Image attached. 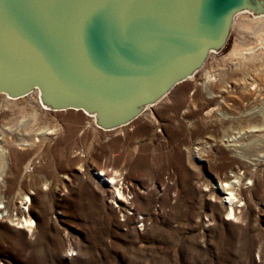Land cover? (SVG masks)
Returning a JSON list of instances; mask_svg holds the SVG:
<instances>
[{
	"label": "rangeland",
	"instance_id": "obj_1",
	"mask_svg": "<svg viewBox=\"0 0 264 264\" xmlns=\"http://www.w3.org/2000/svg\"><path fill=\"white\" fill-rule=\"evenodd\" d=\"M253 17L238 15L194 76L115 129L43 109L35 92L0 94V264H264V36L241 27ZM241 116L251 128L227 123ZM98 170L117 171L125 206ZM234 173L243 192L226 219L215 185ZM24 195L30 230L15 220Z\"/></svg>",
	"mask_w": 264,
	"mask_h": 264
},
{
	"label": "water",
	"instance_id": "obj_2",
	"mask_svg": "<svg viewBox=\"0 0 264 264\" xmlns=\"http://www.w3.org/2000/svg\"><path fill=\"white\" fill-rule=\"evenodd\" d=\"M264 0H0V94L126 125L220 51Z\"/></svg>",
	"mask_w": 264,
	"mask_h": 264
},
{
	"label": "bare ground",
	"instance_id": "obj_3",
	"mask_svg": "<svg viewBox=\"0 0 264 264\" xmlns=\"http://www.w3.org/2000/svg\"><path fill=\"white\" fill-rule=\"evenodd\" d=\"M245 13H250L249 11H242L239 12L238 14H236L234 21L237 19L238 15L243 16ZM248 24H245L243 26H241L242 28L245 29H250L253 30L254 32H261V34L264 36V15H258V16H254L253 19L245 21ZM236 23V22H235ZM234 23V24H235ZM238 23V22H237ZM236 23V24H237ZM240 27V28H241ZM241 30V29H240ZM243 32V30L241 31ZM240 32V33H241ZM246 32V31H244ZM251 32V31H250ZM253 32V33H254ZM245 34V33H244ZM258 34V33H257ZM261 35V36H262ZM263 40V39H262ZM262 42V41H261ZM242 43V42H241ZM246 44V43H245ZM241 49V48H240ZM245 49V48H244ZM241 51V50H240ZM213 53V52H211ZM236 53V52H235ZM243 57H247L249 59H255L256 58V54L254 52H248L246 54L242 55ZM248 61V60H247ZM243 63V62H242ZM33 92H35L36 94V101L39 103V105L46 110H51L50 108H48L47 106H45L44 104L41 103L40 98H39V92L37 90H34ZM32 93V92H31ZM30 93V94H31ZM6 95V94H4ZM29 95V94H28ZM6 97L8 99L11 100H17L19 98H10L9 96L6 95ZM21 98V97H20ZM149 107V106H148ZM69 110V109H67ZM72 110H76V111H82V110H77V109H72ZM55 111V110H54ZM58 111V110H57ZM59 111H63V110H59ZM65 111V110H64ZM84 114L88 115L91 117V120L93 122L94 125L95 124V117L92 114H89L85 111H82ZM259 113L261 114V118L264 117V106H262L259 109ZM255 116V115H254ZM260 120L259 118L256 119L255 121ZM254 121V120H253ZM227 123H230L231 125H242V124H247L249 127L251 126L252 122L250 118H245V117H237V118H232L227 120ZM260 124V123H259ZM97 126V125H96ZM95 126V127H96ZM247 126V127H248ZM244 127V125H243ZM255 127V125H254ZM253 127V129H254ZM98 128V126H97ZM251 128V127H250ZM257 129V128H256ZM252 130V129H250ZM249 130V131H250ZM117 171L114 172H108V171H103V170H98L96 171V173H98V175L102 176L103 180L106 181V184L108 187H110L113 191V196L112 198L114 199L115 202H117L119 204V206H125V201H126V193H128V189L127 187H119V180L121 179V177H119L120 179L117 181V176H119L117 173ZM120 173V172H119ZM244 173V172H243ZM121 174V173H120ZM233 180H226L224 182H219L216 183L215 187L217 189H223L226 191L225 197H224V204H226V213L228 215V218L231 217V219L237 218V202H239V195H241V193L243 192V188H242V176L239 175V173H234L233 176ZM122 182V181H121ZM125 200V201H124ZM30 201V197L24 195L22 200L20 201L21 204V208L23 209L22 212L20 214L19 217L15 218V220H18L16 222V225L18 228H28L29 230L31 229V227L35 226V222L33 221V219L30 217V215L28 214V202ZM5 207V206H4ZM228 210V212H227ZM8 218V216H4V218Z\"/></svg>",
	"mask_w": 264,
	"mask_h": 264
},
{
	"label": "snow or ice",
	"instance_id": "obj_4",
	"mask_svg": "<svg viewBox=\"0 0 264 264\" xmlns=\"http://www.w3.org/2000/svg\"><path fill=\"white\" fill-rule=\"evenodd\" d=\"M229 219H231V217H229Z\"/></svg>",
	"mask_w": 264,
	"mask_h": 264
}]
</instances>
